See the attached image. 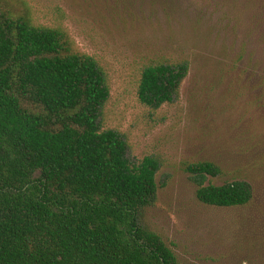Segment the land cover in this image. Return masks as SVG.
<instances>
[{"label": "trees", "instance_id": "obj_1", "mask_svg": "<svg viewBox=\"0 0 264 264\" xmlns=\"http://www.w3.org/2000/svg\"><path fill=\"white\" fill-rule=\"evenodd\" d=\"M243 1L250 20L237 61L264 101V0ZM187 73L186 62L145 67L138 100L152 108L172 102ZM108 97L103 70L73 49L65 30L0 10V264H183L142 223L159 163L129 160L121 135L100 128ZM186 171L204 205L252 199L245 180L209 183L221 173L212 162Z\"/></svg>", "mask_w": 264, "mask_h": 264}, {"label": "rangeland", "instance_id": "obj_2", "mask_svg": "<svg viewBox=\"0 0 264 264\" xmlns=\"http://www.w3.org/2000/svg\"><path fill=\"white\" fill-rule=\"evenodd\" d=\"M0 10L62 28L101 67L109 97L99 126L121 135L129 160L158 161L156 198L141 219L180 262L264 264V101L237 61L250 20L243 0H0ZM182 62L188 73L172 102L138 100L145 67ZM201 161L221 170L209 183L249 182L251 201L200 203L186 166Z\"/></svg>", "mask_w": 264, "mask_h": 264}]
</instances>
